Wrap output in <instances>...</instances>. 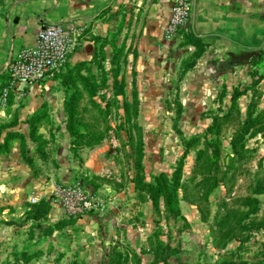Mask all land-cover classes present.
I'll return each instance as SVG.
<instances>
[{
  "label": "rangeland",
  "instance_id": "obj_1",
  "mask_svg": "<svg viewBox=\"0 0 264 264\" xmlns=\"http://www.w3.org/2000/svg\"><path fill=\"white\" fill-rule=\"evenodd\" d=\"M10 1L13 0H0V7ZM112 20V26L118 30L119 20ZM109 35V41L112 38H120L117 33ZM131 52L134 56V51ZM111 54V46L108 45L98 53L94 70L91 67H83L75 74L76 78L85 77L95 84H92V92L96 91V95L91 99L94 101L93 105L89 106L87 94L83 92L79 104V120L86 124L83 126L81 123L78 127H81L79 133L84 139L97 143L92 148L83 147L78 153L74 152L73 146L68 145L69 156H66L65 160L71 165L68 167L70 178L55 181L68 185L80 183L100 197L103 210L89 214L88 220L83 223L69 222L58 231H55V227L46 226L42 231L37 229L28 234L25 223H18L23 219L27 220V201L31 203L29 197L32 194L23 195V199L15 208L16 212L14 209L6 213L0 212V264H27L26 256L22 254L27 251L38 255L29 264H102L110 253L126 252L123 251L126 247L139 254L141 264H152L154 255L150 249L156 243V238L163 243V249L168 247L169 250V255L165 249L162 251L160 259L164 262L160 264H164L166 260L167 264H219L221 261L231 264H264V225L259 223L264 218V193L249 190L254 184L253 173L259 172V177H264V142L261 136L249 140L246 136V144L243 150L238 152L242 154V160L235 166L237 172L234 173V182L228 183L229 186L225 187L226 183L221 182V185L204 198L203 193L193 189L190 180L197 165L196 155L206 147L205 138L197 139L190 147H187L184 141L206 131L215 116L227 115L232 107V94L230 98H215L214 107L206 109L200 115L202 119H210L205 129L199 127L200 129L190 130L183 126L185 115L182 99L179 97V81L173 83L172 96L161 99L158 103V114L141 115L139 97L134 98L136 93L129 94L126 90V45L123 52L125 64L119 69L117 78L109 64ZM71 68L66 64L62 74L59 73L60 76L66 75ZM115 78L124 86L122 95L120 84L114 82ZM256 87L259 89H251L248 95L243 91L242 97L236 101L240 112L236 111L230 119L231 122L222 127L220 162L224 165L223 169L227 166L229 158L234 156L230 139L242 125L251 99L257 100L258 108H264V85ZM72 92L70 89L68 95ZM136 103L138 112L134 113ZM155 119L161 124L159 130L144 128L147 123L156 121ZM58 121H61L60 118ZM191 122L187 125H191ZM63 134L69 138L63 126L61 128L58 125L50 135L54 141H59ZM54 141L51 147H46L50 155H55L59 147ZM91 151L96 158L93 159V168L86 171L84 157L85 153H92ZM138 165H141L140 172L142 171L144 184L155 185L156 178L161 175L169 178L170 186L164 185L165 189L160 192L155 204L148 195L144 197L143 202L136 197L135 183L139 171L137 170V173L135 167ZM71 172L75 173V177L71 176ZM198 173L200 174L201 170ZM175 176L180 177L177 189L173 188ZM94 177L111 182L112 185H103L111 187L115 193L124 191L121 199L116 202V206L123 209L122 215L112 225L105 224V220H102L109 212L106 206L110 193L104 188L94 191L92 184H89ZM200 179L197 175L194 183ZM47 193L42 199L48 201L53 209L52 213H56L58 218L50 217L68 222L62 209L51 203L50 190ZM228 210H234L231 222L237 230L231 239L217 244L214 218L217 212L223 216ZM127 230H133L141 238L135 248L127 242ZM142 251L144 253H141ZM59 256L62 258L56 261Z\"/></svg>",
  "mask_w": 264,
  "mask_h": 264
},
{
  "label": "crops",
  "instance_id": "obj_2",
  "mask_svg": "<svg viewBox=\"0 0 264 264\" xmlns=\"http://www.w3.org/2000/svg\"><path fill=\"white\" fill-rule=\"evenodd\" d=\"M171 6L172 0H13L0 7V143L8 132L18 135L7 142L6 151L0 152L1 213L10 212V209L16 212L23 195L32 194L29 198L36 197L38 201H27L29 211L31 205L43 201L52 182L70 178L68 167L71 165L65 160L69 156V138L63 134L62 139L54 141L50 135L58 125L64 129L63 103L66 94L61 80L53 77L45 79L28 86L19 98L11 94L5 103L1 98L9 61L23 47L35 44L37 32L45 24L84 26V34L69 55L67 65L74 67L85 63L93 70L91 61L95 47L91 37L110 39L109 34L117 33L119 42L125 41L128 50L124 74L126 90L129 94L135 92L139 97L141 115L158 114V103L172 96L173 83L179 81V97L185 115L183 126L186 129L207 127L210 119H202L200 115L214 107L215 98H230L236 90L246 91L248 95L251 89H259L257 85H264V46L259 48L264 43V0H191L190 17L180 32L191 31L204 45V50L194 66L182 73V65L191 58L195 47L183 44L180 34L170 41L164 39ZM112 19L119 20L118 30L112 26ZM131 51H134V56ZM256 81V86L251 88ZM262 98L264 100V89ZM40 110H45L47 116L37 125V133L47 141L48 148L53 141L59 147L55 155H50L46 148L50 158L42 161L34 156L30 166L24 160L21 147L24 145L28 152L32 150L34 144L30 140L28 118ZM59 118L61 121H58ZM155 120L144 128L159 130L161 124ZM190 121L191 125H187ZM87 154L84 161L85 169L89 171L96 156L93 152ZM71 176L75 177V173L71 172ZM102 188L110 193L106 206L109 212L102 220L112 225L122 215L123 209L117 207L116 202L124 191L115 193L106 185L98 191ZM52 212L49 204L46 218L38 222L58 231L63 228L59 225L62 221L53 219L58 217ZM69 220L83 223L88 216ZM38 222L23 219L18 225L25 223L29 234L38 229L33 228ZM47 222L52 223L48 225ZM127 233V242L134 247L140 237L133 230H127Z\"/></svg>",
  "mask_w": 264,
  "mask_h": 264
},
{
  "label": "trees",
  "instance_id": "obj_3",
  "mask_svg": "<svg viewBox=\"0 0 264 264\" xmlns=\"http://www.w3.org/2000/svg\"><path fill=\"white\" fill-rule=\"evenodd\" d=\"M107 13V12H106ZM104 15V13L102 14ZM101 15V16H102ZM179 34L182 37V43L183 44H191L195 47V51L191 58L187 60V62L183 63L181 73L183 71H186L190 68H192L195 64V61L197 58L201 56L204 50V45L200 43V40L195 37L191 31L185 30L184 32H180ZM118 39L112 38L110 41L107 40V38H101V37H91V42L93 43L95 47L94 55L92 57V65L97 64L98 60V53H100L104 48L108 45L111 46L112 54L109 59V64L112 66V72L114 73V76L117 78L119 69L121 70V67L125 64V58L123 59V52H124V42L118 44ZM97 43L99 44L97 46ZM86 67L85 63H80L75 65L71 68L73 71H68L66 75L60 76L62 72L59 74V76L55 75L54 77L56 79L61 80V84L63 86L64 92L66 94V98L63 103V113L65 119L64 122V129L67 132L69 138H70V146H73L74 152L78 153L82 150L83 147H89L92 148L95 146L97 141L84 139L83 136L80 135L79 130H81V127H78V125H81L82 121L79 119V104L83 97V92L87 94V98L89 99V106L90 104L93 105V102L91 99L96 95V91H93V85L94 83H90L88 78L80 77L76 78L75 74L81 70V68ZM115 78L114 82H118ZM9 82V78L7 77V81L5 82L4 86H7ZM119 83V82H118ZM120 84L122 95L124 86L122 83ZM257 84L256 82H253L251 88H254ZM95 85V84H94ZM2 87V88H3ZM72 89L73 92L70 93L71 95H68L69 90ZM89 89V90H88ZM243 95V91L236 90L231 97L232 101V107L229 113L225 116H215L213 119L212 124L207 127V130L204 131L202 134L196 135L192 137L190 140L184 141V144L187 147L192 146L197 139L205 138V149L200 150L195 158L196 167L193 173V177L190 179L191 184L193 185V189L197 190L200 193H203L204 198L208 196V194L218 185H221V182L225 184L226 186H229L228 183L234 182V173L237 172V169L235 166L239 164V162L242 160V154H238L239 151L243 150V146L246 144V136L249 139L256 137L258 135L261 136L264 142V108L259 109L257 107V100L251 99L250 103L248 104L247 110L245 111L244 120L242 125L240 126L239 130L232 134V139H230V145L231 150L234 154L233 157H230L227 163V166L225 169L222 167L224 166L221 164V139H220V133L223 126H226L231 121L230 119L232 116H234V113L240 112L238 111L236 106V101L238 100L239 96ZM10 96V95H9ZM135 98L136 95H133ZM134 113L138 112L137 110V103L136 108L133 111ZM47 115L45 113V110H40L37 113L31 115L28 118V121L30 123V134H31V142L34 144L32 147V150L30 152L26 151L24 145H22L21 150L23 152L24 160L29 164L30 166L33 165V157H37L41 159L42 161H47L49 158L48 152L46 151L47 147V141H45L42 136H40L37 133L36 127L39 124V122L45 118ZM86 123H82L84 126ZM1 135V132H0ZM18 135L13 132H8L4 138L3 142L0 143V152L7 150V142L13 138H17ZM211 150V152H209ZM252 151V150H251ZM249 151V152H251ZM236 163V165H235ZM136 171H139V174H137L136 177V183H135V190H136V197L140 201H145L144 197L148 195L150 197L151 202L155 204L157 197L159 196L160 192H162L165 188V186H170L169 178L165 175H161L160 178H156V184L155 185H147L143 183V175L142 171L140 172L141 165L138 167H135ZM201 170V173L199 174L198 171ZM137 171V173H138ZM197 175L200 176V180L196 183H194V179L197 177ZM253 175V185L249 187L250 191H253L254 193L262 192L264 193V177H259V172H255ZM179 176L174 177L173 182V188H178V181ZM172 183V182H171ZM89 184H92V189L94 191H97L98 188H101L104 186L103 184L112 185L111 182L105 181L102 178L94 177L93 180L89 181ZM221 208V207H220ZM219 208V209H220ZM256 210V209H255ZM253 210L251 209L250 212ZM49 213V203L45 201H40L39 203L35 205L30 206V210L27 214V219H32L36 222L42 221L46 218V215ZM234 214V210H228L223 216H220L217 212L216 217L214 218V224L217 227V234H215V240L217 244L220 242H223L226 239H231L232 236H234V233L236 232L235 226L232 225L231 219L232 215ZM219 215V216H218ZM68 222H62L59 225H65L69 224V222L74 223L72 220H68ZM264 225V218L259 222ZM33 228H38L42 231V228H46V224L42 222H38ZM239 228V227H238ZM242 230V229H239ZM238 230V231H239ZM221 246V245H220ZM224 246V245H222ZM221 246V247H222ZM167 255H169L168 247H164ZM163 249V243L160 241H157L154 244L153 248L150 249V251L154 255V260L152 264H160L161 261V253ZM126 252H113L108 255L107 260L102 264H141V258L137 252L130 248L126 247ZM131 253L130 255L128 253ZM141 253H144L143 251ZM24 256H26L25 263L29 264L33 259L37 258V254L34 252H24L22 253ZM169 257V256H168ZM62 257L59 256V258L56 259L58 261ZM167 260L164 264H167ZM219 264H231L227 261L223 262L221 261Z\"/></svg>",
  "mask_w": 264,
  "mask_h": 264
},
{
  "label": "built area",
  "instance_id": "obj_4",
  "mask_svg": "<svg viewBox=\"0 0 264 264\" xmlns=\"http://www.w3.org/2000/svg\"><path fill=\"white\" fill-rule=\"evenodd\" d=\"M191 0H172L171 12L163 37L170 41L179 37V31L190 17ZM85 27L64 26L59 23H49L39 28L36 42L33 46L23 47L18 55L7 65L8 85L2 91V102L9 95L18 98L28 86L52 78L65 67L69 55L76 49L79 39L84 34ZM38 198H30L36 203ZM50 201L58 205L68 219L87 217L91 213L101 212L103 202L95 193L88 191L80 183H51Z\"/></svg>",
  "mask_w": 264,
  "mask_h": 264
},
{
  "label": "water",
  "instance_id": "obj_5",
  "mask_svg": "<svg viewBox=\"0 0 264 264\" xmlns=\"http://www.w3.org/2000/svg\"><path fill=\"white\" fill-rule=\"evenodd\" d=\"M264 46V43H263V45L261 46V47H259V48H262Z\"/></svg>",
  "mask_w": 264,
  "mask_h": 264
}]
</instances>
